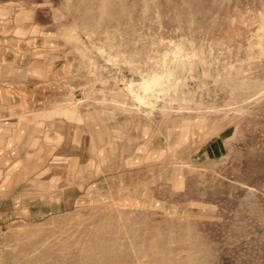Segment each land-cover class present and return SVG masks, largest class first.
<instances>
[{
  "label": "rangeland",
  "instance_id": "rangeland-1",
  "mask_svg": "<svg viewBox=\"0 0 264 264\" xmlns=\"http://www.w3.org/2000/svg\"><path fill=\"white\" fill-rule=\"evenodd\" d=\"M0 264H264V0H0Z\"/></svg>",
  "mask_w": 264,
  "mask_h": 264
},
{
  "label": "bare ground",
  "instance_id": "bare-ground-1",
  "mask_svg": "<svg viewBox=\"0 0 264 264\" xmlns=\"http://www.w3.org/2000/svg\"><path fill=\"white\" fill-rule=\"evenodd\" d=\"M262 20H263V18H262ZM260 22V21H259ZM90 62H92L91 60H90ZM91 65V64H90ZM92 66V65H91ZM93 67V66H92ZM95 68V67H94ZM109 78V77H108ZM123 78V77H122ZM125 78V77H124ZM132 78H134V77H132ZM105 79V78H104ZM103 79V80H104ZM125 79H127V78H125ZM142 79V78H141ZM119 81H120V78H119ZM128 81V80H127ZM126 80H125V82H127ZM136 81V80H135ZM124 82V83H125ZM96 83V82H95ZM118 83V82H117ZM130 83V82H129ZM138 83H139V81H138ZM122 84V83H121ZM126 84V83H125ZM131 84V83H130ZM137 84V83H136ZM124 85V84H123ZM89 86V85H88ZM97 86V85H96ZM99 86V85H98ZM91 87V86H90ZM162 87H163V77H159V76H153V77H151L150 79L148 78V80L147 81H144L142 84H141V86H140V88H141V91L143 92V93H149V92H153V90H155V91H157L158 89L157 88H161L162 89ZM93 88V87H92ZM98 88V87H97ZM125 88V87H124ZM123 88V89H124ZM136 88V87H135ZM85 89V88H84ZM88 89V88H87ZM90 89V88H89ZM132 89V88H131ZM105 90H107V89H105ZM132 90H134V88L132 89ZM164 90V89H163ZM173 90V89H172ZM163 92H165V91H163ZM174 92V91H173ZM88 93V92H87ZM92 93V92H91ZM170 95V94H169ZM150 96V95H149ZM154 96V95H153ZM134 97H135V99L139 102V103H141V102H143L144 101V98L145 97H141V96H139L138 94H134ZM155 97V96H154ZM160 98V97H159ZM150 99H151V97H150ZM161 99V98H160ZM147 100V99H146ZM74 101V100H73ZM150 101V100H149ZM150 103V102H149ZM153 103V102H152ZM151 104V103H150ZM154 105H155V103H154ZM159 105V104H158ZM161 105V104H160ZM71 109V108H70ZM70 109H68V110H70ZM77 110V109H76ZM92 111V110H91ZM97 111V110H96Z\"/></svg>",
  "mask_w": 264,
  "mask_h": 264
}]
</instances>
